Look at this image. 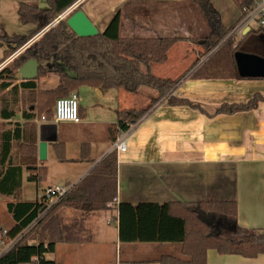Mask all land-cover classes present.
I'll use <instances>...</instances> for the list:
<instances>
[{"label":"trees","instance_id":"16d2710c","mask_svg":"<svg viewBox=\"0 0 264 264\" xmlns=\"http://www.w3.org/2000/svg\"><path fill=\"white\" fill-rule=\"evenodd\" d=\"M73 1L75 0H46V8L19 1L17 15L22 24L32 25L35 30H40L55 20ZM196 1L204 5V15L211 20L210 30L200 44L203 50L198 52V58L227 38L224 45L231 48L229 53L232 67L230 68V64H223L228 71L223 78L264 79L239 77L234 61L236 50L263 55L258 51V46L253 45L257 43L255 35L250 36L264 34V28H251L235 44L232 36L227 37L244 17L252 0L238 2L241 15L231 26H225L216 13L208 10V0ZM77 9H80V5ZM119 27L120 15L116 13L102 32L81 37L70 29L66 18L58 20L0 70V119H12L18 100L27 97L30 104L27 109H22L26 121L41 119V116L45 120H52L55 100L76 92L81 86L101 91L122 88L128 93H135L141 87L153 90L155 96L150 98L146 107L116 110V122L108 127L109 138L113 143L121 132L137 122L177 82V78L155 75L151 66L164 63L169 50L176 43L195 42L194 38L183 36H121ZM27 39L25 34L7 33L0 25V42L7 47L4 49L5 55ZM246 40L253 44L246 46ZM31 58L36 59L39 64L35 79L16 80L14 76L19 67ZM213 59L211 55L207 63L194 72V77H206L211 71L209 62ZM47 75H55L56 84L39 88L38 78ZM260 102H264V93L261 91H253L243 102H222L211 111L189 99L173 95L167 99L169 105H187L209 116L250 111ZM78 114L80 117L79 106ZM8 124L11 128L0 130V193L11 195L20 185L22 165L28 173L27 179L35 182L44 178L45 166L37 162L35 124ZM14 145L20 158L18 165L10 157V150ZM54 146L57 158L64 160L62 143L57 142ZM87 146V143L81 145L79 160H88ZM116 180L117 153L112 150L55 202L45 198L7 202L6 209L11 215L13 226L1 239L4 243L12 238H17V241L11 248L0 253V264H57L48 257L57 243L90 241L91 234L84 225V217L88 213L104 210L108 204L115 202ZM101 182L110 184V187H100ZM65 207L78 210L80 215L70 222H64L61 209ZM116 207L120 242L180 244V254L162 255L158 258L160 264H206L207 249L246 258L264 255V229L240 227L236 219L237 202L233 199L200 200L192 203L119 202Z\"/></svg>","mask_w":264,"mask_h":264},{"label":"crops","instance_id":"0c3cea01","mask_svg":"<svg viewBox=\"0 0 264 264\" xmlns=\"http://www.w3.org/2000/svg\"><path fill=\"white\" fill-rule=\"evenodd\" d=\"M19 1L32 3L39 8L47 7L46 0H18L15 7L16 14ZM239 1L241 0H221L220 3L214 1L218 4L215 10L218 11L220 20L225 26L233 25L240 17ZM187 2L197 1L81 0L80 9L99 32H102L113 16L119 13V34L121 36H128L122 32L134 29L143 34L147 33L146 36H165L164 34L170 33L172 35L167 36L192 38L191 32L185 29L187 28L186 18H183L180 12ZM207 4L209 7L210 0ZM150 5L167 6L169 11L154 9L149 13L145 7ZM0 25L4 30L1 23ZM32 27L25 26L23 33L20 34H25L28 38L34 36L39 30H35V27L32 29ZM251 28V24L244 26L232 36L239 34L241 38ZM26 30L31 33L27 34ZM254 35L256 34L250 37ZM199 51L193 42H178L169 50L167 60L159 64L161 65L160 73H154L152 68L151 71L161 77L177 78L173 87L175 90L173 96L198 102L207 109L208 107L214 108L222 102H243L253 91L264 92V85L254 79L194 77L190 72L199 63L197 62ZM53 82L56 84L57 80ZM37 84L40 85L39 80ZM85 87H88V91L92 90L94 95L100 96L112 90L106 89L98 92L97 88ZM81 88L83 86L79 87ZM142 88L145 87L137 91ZM79 89L76 91L80 107V121L77 123L42 119L26 121L23 118L22 109L16 112L9 121L0 119V130L11 128L8 122L35 124L37 162L45 166L44 178L35 182L27 179L28 173L22 165L21 182L16 191L11 195L0 193V205L8 217L5 225L0 226V230H8L13 226L11 215L6 209L7 202L41 198L42 193L40 196L36 194L34 198L22 195L25 181L35 183L40 192L52 185L76 184L97 162L113 150L108 127L116 122V110L144 108L148 105L150 98L155 96V92L147 88L148 90H144L145 94L139 101L140 103L124 99L122 105L110 106L109 112L113 114V118L105 121H90L87 119L90 106L80 95ZM159 101L127 130V149L123 153H117L115 202L108 204L104 210L85 215L84 225L91 234L90 241L61 242L55 245L54 251L48 256L57 264H160L158 258L162 255L178 256L180 254L179 243L120 242L116 204L119 202L136 204L167 201L192 203L214 198L216 194L214 191L199 192L196 189L184 188L179 181H176L180 177L175 174L172 178L171 174L176 170L188 172L189 167L211 163L215 156L222 158L220 163L225 165L230 164V161H236L264 166V102H260L255 109L250 111L209 116L187 105H169L167 100ZM99 111L101 112V109L98 107ZM99 123H102L103 130L106 132L102 136L95 129L88 127V125L96 126ZM39 142L46 143V157L43 160L38 157ZM57 142L63 145L64 160L62 161L57 158L54 146ZM83 143L88 145L86 150L88 160H79ZM16 151V145H14L10 150V157L13 163L18 165L20 158ZM51 157L60 163L56 175L50 172L52 170L47 163ZM187 174H185V179L191 177L190 173V176ZM176 182L179 183L176 185ZM99 186L107 189L110 184L101 182ZM220 194L226 195L222 199L236 200V219L240 227L264 229V221L256 222L252 219L249 221L242 217L243 205L236 193L230 195V191H223ZM61 215L64 222H70L78 217L80 212L65 207L61 209ZM1 252L3 248L0 244ZM206 264H264V255L259 254L254 258H246L233 254H220L215 249H207Z\"/></svg>","mask_w":264,"mask_h":264},{"label":"rangeland","instance_id":"374dc122","mask_svg":"<svg viewBox=\"0 0 264 264\" xmlns=\"http://www.w3.org/2000/svg\"><path fill=\"white\" fill-rule=\"evenodd\" d=\"M17 1L18 0H0V23L4 27V31H6L9 34L23 33L25 26H32V25H25L20 22L19 17L15 11ZM214 1L220 3L221 0H210L211 4L209 5L208 10L212 13H216L217 16L219 17L218 11L215 10L216 9L215 6L218 4L215 3ZM200 5L201 4L198 2H194V3L187 2V4L181 8L180 12L183 18H186L187 28L185 29L190 31L192 34V38L195 39V42H193V44L197 46L199 50H203V47H201L200 44L204 41V37L207 35L208 31L210 30L211 22L209 21L211 20L210 19L208 20L204 15L203 12V8H205L204 5L203 4L201 6ZM146 7L145 9H147L149 13H151L152 10L154 11V9L169 11V7L167 6L164 7L162 5H154V6L150 5ZM153 13H157V12H153ZM251 26L252 28H256L255 23H251ZM32 29H34V26L32 27ZM42 30L43 29H40L34 36L28 38L24 43L29 42L28 45H30L34 40L38 39L42 35ZM26 31L27 34L31 33V31L28 30ZM247 33H245L244 35H246ZM122 34L128 36L147 35V33L143 34L140 31L138 30L136 31L134 29L124 31L122 32ZM164 35L167 36L172 34L168 33ZM229 36H232L231 33H229L227 37ZM241 38H239V34H236V36L233 37V44H235ZM226 39L227 38L219 42L216 46H214L210 51L206 52L203 56H199V58L197 59V62L199 63L196 64L197 66L195 65V67H193V70L190 73L194 75V72L204 63H207L209 57L212 55L214 59L211 62H209V70L211 71L207 76L210 78L213 77L220 79L223 78V75H227L228 71L226 68H224L225 67L224 65L230 64V68H231L232 62L230 60L231 58L229 53V50L231 48L228 47L227 45H224ZM21 45H18L13 49L9 50V53L6 55L4 54V49H6L7 47L5 45L1 46L0 62L11 53H14ZM25 49L21 48L18 54L22 53ZM18 54L14 57V59L18 56ZM224 61L226 62L224 63ZM160 66L161 65L159 64H153L151 66L152 71L154 73L159 74L161 69ZM38 80L40 81L39 88H47L55 85L53 81L56 82L57 77L55 75H47L38 78ZM254 80H257L258 83L264 85V79H254ZM88 90H89L88 87L85 86L79 89L80 95L84 98V100H86V104L90 106L87 119L90 121H97V120L105 121L114 117L113 114L111 115L109 112V108L111 105L120 106L122 105V101L124 99H128L131 102L138 101L137 103H140L139 101L143 99L145 94L144 90H148V89L142 88L136 93H128L122 88L112 89L111 91H109V93H106V95L103 96L94 95V93H92L93 92L92 90L91 91ZM28 101L29 100L27 99V97H25L24 100H22V98L21 100L19 99L18 103L14 107L15 112H19V110L21 109H27V106L30 104V102ZM137 105L139 106L142 104H137ZM98 107L101 109V112L100 111L98 112ZM208 109L211 111L213 107H208ZM98 114L101 115L98 116ZM88 127H90V129H95L96 132L100 133V136H102V134L104 133L106 134V132H104L103 130L102 123L96 124V126L88 125ZM213 158L214 159L211 161V163L202 164V165L200 164L197 167H189L188 172L181 170L180 168L181 171L176 170L175 173L171 174V176L172 178H174L175 177L174 175L177 174L176 176L180 178H177L176 181H179L184 188L196 189L199 192L214 191V193H216L214 195V198L202 199V200L222 199V197H226V195L220 194V192L223 191H230V195H234V193H236V195L239 196L240 202L243 205L241 210L242 217H244V219H247L249 221L251 219L256 222L264 221V172H263L264 166L257 163L254 164L238 163L236 161H230V164L225 165L220 163L222 158L216 156ZM47 163L52 170L50 172H52L53 175H56L59 171L58 165L60 163H57L54 157L49 158ZM189 173L191 174V177L185 179L186 177L185 174H187V176H190ZM179 182H176L175 184L177 185ZM41 193L42 192L38 190L35 183L26 182V181L24 182V187L22 191V195L24 197L34 198L36 194L40 196ZM7 218L8 217L6 212L2 209L0 205V226L5 225Z\"/></svg>","mask_w":264,"mask_h":264},{"label":"built area","instance_id":"2783aa9c","mask_svg":"<svg viewBox=\"0 0 264 264\" xmlns=\"http://www.w3.org/2000/svg\"><path fill=\"white\" fill-rule=\"evenodd\" d=\"M81 0H75L71 4H69L59 15L58 17L49 23L47 26L42 28V32H44L49 27L53 26L58 20L64 19L68 14L73 12L79 5ZM251 23H255L256 27L264 28V0H252V4L249 8L246 9V13L244 17L235 25V27L231 30V35L236 31L240 30L244 26H247ZM29 42L24 43L19 46V48L14 52L5 57L0 62V70L3 69L6 65H8L14 57L18 54L21 48H27ZM19 55V54H18ZM175 93L174 88L171 89L164 97L159 99L161 102H165L168 97L172 96ZM159 101V102H160ZM78 106H79V97L76 92H71L69 95L64 97H59L55 100L53 106V117L52 120L55 122H79L80 117L78 114ZM42 120H45L44 116H41ZM126 131L121 132L115 141L112 144V149L116 151V153H123L127 149V137ZM71 185H53L46 187L43 192L41 198L50 199L52 202L59 200L62 196L66 194ZM7 230L2 229L0 235V244L3 246V251L11 248L14 243L17 241V238L10 239L7 243H4L1 239L2 235L6 234Z\"/></svg>","mask_w":264,"mask_h":264},{"label":"water","instance_id":"95a60500","mask_svg":"<svg viewBox=\"0 0 264 264\" xmlns=\"http://www.w3.org/2000/svg\"><path fill=\"white\" fill-rule=\"evenodd\" d=\"M64 18H66L67 25L77 36H92L98 33L97 28L85 15L82 9L76 8ZM44 32H42V34ZM257 37L262 40L264 44V34L258 33ZM1 46H3V44L0 42V47ZM234 61L235 69L239 77L264 78V55L243 50H236L234 52ZM38 67V61L31 58L19 67L14 78L16 80H33L37 76ZM98 92H100V90H98ZM38 157L40 160H43L46 157L45 142H39L38 144Z\"/></svg>","mask_w":264,"mask_h":264},{"label":"flooded vegetation","instance_id":"af4514ba","mask_svg":"<svg viewBox=\"0 0 264 264\" xmlns=\"http://www.w3.org/2000/svg\"><path fill=\"white\" fill-rule=\"evenodd\" d=\"M255 39L257 40L256 42L257 43H254L252 41H248L246 40V42L244 44H246V46H251V44L255 45V46H258L259 48V52H261L263 55H264V44L262 42V40H260L258 37H257V34L255 35Z\"/></svg>","mask_w":264,"mask_h":264}]
</instances>
